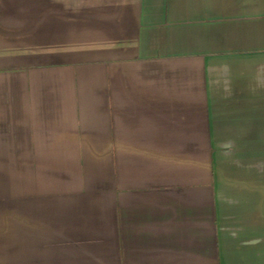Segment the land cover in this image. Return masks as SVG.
I'll return each mask as SVG.
<instances>
[{
	"label": "crops",
	"instance_id": "obj_1",
	"mask_svg": "<svg viewBox=\"0 0 264 264\" xmlns=\"http://www.w3.org/2000/svg\"><path fill=\"white\" fill-rule=\"evenodd\" d=\"M0 264H264V0H0Z\"/></svg>",
	"mask_w": 264,
	"mask_h": 264
}]
</instances>
